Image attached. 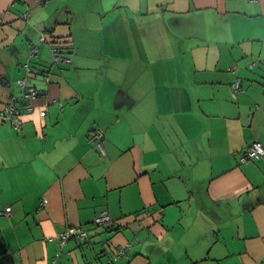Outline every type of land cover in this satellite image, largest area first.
<instances>
[{
	"label": "crops",
	"instance_id": "crops-1",
	"mask_svg": "<svg viewBox=\"0 0 264 264\" xmlns=\"http://www.w3.org/2000/svg\"><path fill=\"white\" fill-rule=\"evenodd\" d=\"M1 78L0 264H264V0H0Z\"/></svg>",
	"mask_w": 264,
	"mask_h": 264
},
{
	"label": "built area",
	"instance_id": "built-area-1",
	"mask_svg": "<svg viewBox=\"0 0 264 264\" xmlns=\"http://www.w3.org/2000/svg\"><path fill=\"white\" fill-rule=\"evenodd\" d=\"M46 40L45 37H42V41ZM55 51V49H53ZM34 53H37L38 48L34 47L33 48ZM57 60L59 61H67L70 62V58H63L62 56L56 57ZM255 65L254 63L250 64V67H253ZM237 67L235 65L230 67V70L234 71L236 70ZM20 84L24 87V92L23 96L27 100H32L35 99L38 96V90L34 86H29L27 85L26 79H23L20 81ZM235 91L239 92L242 90V81L241 79H236L233 83ZM31 107H29L30 109ZM1 115L10 118L14 123L16 128L19 130L22 127L23 124V119L20 116L19 110L15 107L14 103L9 104L6 106L4 110L1 111ZM41 115L44 116L46 115V111H41ZM102 138H103V133L101 132H96L93 135L92 140L96 143H98L99 146L102 145ZM102 147V146H101ZM242 155V160H250V159H257L261 158L264 156V144L262 142H255L251 146H249L245 151H243ZM12 213V207L7 206L4 210H0V214H4L7 216H10ZM93 223L95 225H110L113 223L111 215L107 211H102L98 216L95 217ZM88 237L87 230L75 226H70L68 227L65 231L59 233L58 238H59V244L61 246L65 245L71 238H77L80 240H84ZM124 249L120 251V253L123 252Z\"/></svg>",
	"mask_w": 264,
	"mask_h": 264
},
{
	"label": "trees",
	"instance_id": "trees-1",
	"mask_svg": "<svg viewBox=\"0 0 264 264\" xmlns=\"http://www.w3.org/2000/svg\"><path fill=\"white\" fill-rule=\"evenodd\" d=\"M50 45L52 46L51 49L54 53V63H58V64L59 63H70L72 61V59L69 57V54L73 52V43H72V39L70 40V37H61V36H56L53 33H50ZM53 49H55V51ZM58 56L59 57L62 56L63 58H70L71 61L70 62H67L64 60L59 61L56 59V57H58ZM29 69H30V67H29ZM0 81H2V78ZM8 83H9V81H8ZM27 85H29V84H27ZM29 86H34V85L31 84ZM34 87L38 90V88L36 86H34ZM234 91H235V89H234ZM242 91H243V84H242V90L239 92H242ZM236 93H238V92L236 91ZM38 96H39V93H38ZM23 99H25L27 102L30 101V100H27L24 96H23ZM22 104H24V103H22ZM15 107L17 108L16 104H15Z\"/></svg>",
	"mask_w": 264,
	"mask_h": 264
}]
</instances>
